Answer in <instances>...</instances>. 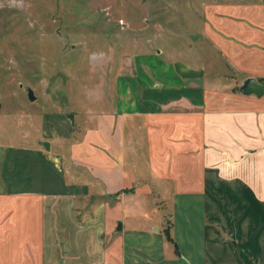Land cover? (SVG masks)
Listing matches in <instances>:
<instances>
[{"label":"crops","instance_id":"0c3cea01","mask_svg":"<svg viewBox=\"0 0 264 264\" xmlns=\"http://www.w3.org/2000/svg\"><path fill=\"white\" fill-rule=\"evenodd\" d=\"M202 13L194 55L148 49L100 111L59 126L41 114L34 143L12 148L21 172L0 178V264H264V93L237 88L264 85V0ZM153 191L170 196L177 251L136 203Z\"/></svg>","mask_w":264,"mask_h":264},{"label":"rangeland","instance_id":"374dc122","mask_svg":"<svg viewBox=\"0 0 264 264\" xmlns=\"http://www.w3.org/2000/svg\"><path fill=\"white\" fill-rule=\"evenodd\" d=\"M214 1L0 0V178L4 184L21 172L12 148L34 143L41 114L59 126L57 119L63 114L78 120L100 111L104 102L111 101L117 75L128 71L132 59L138 64L148 49L161 47L175 59L194 55L195 44H201L203 7ZM214 56L213 63L221 68L223 62ZM27 88L35 95L32 101ZM69 115L65 117L70 119ZM138 202L148 221L161 217L168 226L169 195L153 191L137 197ZM129 210L126 206V214ZM125 222L132 223V218Z\"/></svg>","mask_w":264,"mask_h":264},{"label":"water","instance_id":"95a60500","mask_svg":"<svg viewBox=\"0 0 264 264\" xmlns=\"http://www.w3.org/2000/svg\"><path fill=\"white\" fill-rule=\"evenodd\" d=\"M240 92L245 95H255L261 96L264 93V85L259 83L255 78H248L245 80L240 86ZM27 97L29 100H34L35 95L31 88H27ZM41 145L46 149L49 150V143L47 141H41ZM121 228V224L117 225V230Z\"/></svg>","mask_w":264,"mask_h":264},{"label":"trees","instance_id":"16d2710c","mask_svg":"<svg viewBox=\"0 0 264 264\" xmlns=\"http://www.w3.org/2000/svg\"><path fill=\"white\" fill-rule=\"evenodd\" d=\"M262 80H264V79H260V81H262ZM132 189H133V188H131V189H129V190H127V189H123V190H121V192H130V191H133ZM121 192H118V193L115 194L114 196H115V197H119V194H120ZM169 228H170V226H169V224H168V226H166L165 229L163 230V231H164V234H165L167 240L171 241V242L174 244L175 251H177V246H176V244L174 243V241L172 240V238H171V236H170V229H169Z\"/></svg>","mask_w":264,"mask_h":264}]
</instances>
